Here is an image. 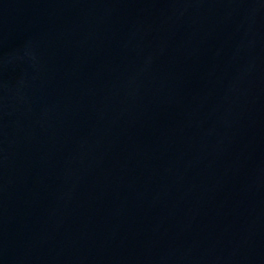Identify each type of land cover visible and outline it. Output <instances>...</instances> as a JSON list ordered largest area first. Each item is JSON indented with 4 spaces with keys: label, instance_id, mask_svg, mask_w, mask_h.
<instances>
[{
    "label": "water",
    "instance_id": "95a60500",
    "mask_svg": "<svg viewBox=\"0 0 264 264\" xmlns=\"http://www.w3.org/2000/svg\"><path fill=\"white\" fill-rule=\"evenodd\" d=\"M0 264H264V0H0Z\"/></svg>",
    "mask_w": 264,
    "mask_h": 264
}]
</instances>
